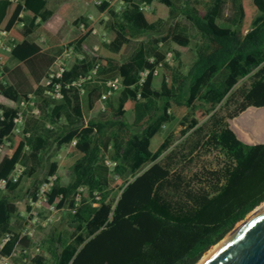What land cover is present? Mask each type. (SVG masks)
Returning <instances> with one entry per match:
<instances>
[{"label": "trees", "instance_id": "1", "mask_svg": "<svg viewBox=\"0 0 264 264\" xmlns=\"http://www.w3.org/2000/svg\"><path fill=\"white\" fill-rule=\"evenodd\" d=\"M84 1L104 13L95 54L84 47L94 29L86 17L57 33L62 18L49 0H0V31L14 38L0 53V240L12 234L2 252L39 245L33 264H197L264 202V143L242 140L230 125L264 106V0H123L120 9ZM82 23L68 43L82 56L70 59L64 97L53 100L45 81L58 54L46 48ZM175 44L192 49L188 67ZM8 53L20 61L13 69ZM89 74L84 93L66 84ZM118 76L121 89L104 100L105 82ZM30 94L40 114L17 133ZM66 147L64 159H50ZM209 153L215 166L200 163ZM22 198L33 234L21 237L11 224ZM53 207L58 217L33 223V210L47 219Z\"/></svg>", "mask_w": 264, "mask_h": 264}, {"label": "built area", "instance_id": "2", "mask_svg": "<svg viewBox=\"0 0 264 264\" xmlns=\"http://www.w3.org/2000/svg\"><path fill=\"white\" fill-rule=\"evenodd\" d=\"M108 2L109 7H117L121 8L124 4L123 0H94V3L96 5H102L103 3ZM145 8H149L147 4H144ZM81 30H86V25L84 23L81 24ZM11 39V42L9 41ZM14 38H10V34L6 31H0V53L4 52H11L13 45H14ZM84 47L89 51L91 54H95L99 50V45H94L93 47H89L88 45H84ZM76 56H82L81 52H79L74 45H69L68 43L65 44L64 50L62 53L58 54L57 59L54 63V68L51 69L48 73V76L45 81V94L48 95L53 100H59L64 97L63 89L64 84L61 82V78H63L65 72L68 69L69 61L72 57ZM173 59V53L170 51L168 53V60L172 61ZM97 72V69L93 71V74ZM150 69H145L142 72V77L145 79L150 74ZM159 68L155 69V74H159ZM93 74H89L84 77H80L78 80H75L74 82L66 83L67 86L75 85L78 86L82 93L85 92L84 84L89 79L93 78ZM3 78V76L0 75V80ZM106 90L103 93L102 98L106 100L110 95L116 93L119 91L122 87V79L121 77H114L111 79H108L105 82ZM40 114V108L38 106L37 101V95L30 94L28 97H24L20 101V109L18 110L17 117H16V132L17 133H24L25 130V124L29 117L39 115ZM29 135V134H27ZM108 164L111 168L114 169L116 166V162L113 160H108ZM24 168L22 166H19L17 169L18 174L16 177L19 176V174L22 172ZM56 179V176H51L49 178L48 182H44L40 188L39 191V198L37 200H32V204L34 207H37L40 205V203L46 199V191H48L51 186L53 185L54 181ZM1 184L5 185V181H1ZM85 190L84 187H81L79 189V192ZM100 196L97 195V198ZM78 200L80 199V193L78 195ZM53 213L47 218V219H41L37 215V211L33 210L32 213L36 216L33 219V223L35 224H42L45 225L49 221H52L55 219V212L57 210L53 207L52 208ZM25 234H33V228L29 229L26 233H23L21 237ZM12 234L6 233L0 240V264H33V257L38 254L41 250L40 246L37 245L33 249H23L21 251H13L10 254H4L2 251L6 245V243L10 240ZM15 256H18L19 259L15 260Z\"/></svg>", "mask_w": 264, "mask_h": 264}, {"label": "rangeland", "instance_id": "3", "mask_svg": "<svg viewBox=\"0 0 264 264\" xmlns=\"http://www.w3.org/2000/svg\"><path fill=\"white\" fill-rule=\"evenodd\" d=\"M230 5H231V2H230ZM50 6L51 7H53V8H55V9H58V10H61V12L63 13V14H59V15H61V16H64V18H65V21L66 20H69V21H73V18L74 17H78V16H80V15H85V14H87V13H89V12H91V13H93V15H94V19L95 18H98V20L96 21L97 23H96V26H98V30H97V32L96 33H94V32H92V34L89 36V39H88V41L86 42V44L89 46V47H93L94 45H98L100 42H101V38H102V35H101V33H100V30L102 29V25H101V20H102V18L104 17V16H101V14H100V12H98L97 10H96V7L94 6V4L93 3H88V2H85L84 0H50ZM229 8H231V6H229ZM62 21V20H61ZM60 21V22H61ZM62 26L63 27H65L66 26V23L64 22V21H62ZM76 29H78L77 27H76ZM68 32V31H67ZM67 32H66V34H67ZM75 33V32H74ZM38 36H41L42 34H37ZM72 35H73V33H70V36L72 37ZM71 37H69V38H71ZM93 37V38H92ZM68 39V38H67ZM138 42L136 41V40H134L133 42H132V46H134V45H136ZM64 46H65V44L63 45V47L61 48V50H60V52L59 53H57V54H60V53H62V51L64 50ZM174 48L176 49V50H178V51H180L181 52V54H182V59H183V62H184V64H185V66L186 67H188L190 64H191V62H192V59H193V51H192V49H190V48H184V47H181V46H179V45H174ZM133 48L132 47H130V49H129V51L130 50H132ZM9 55H10V53H8ZM16 59L15 58H11L10 59V62H9V64L10 65H13V62L15 61ZM157 82H159L160 81V77H158L157 78V80H156ZM84 103H85V111L87 112V113H89V111H88V108H87V106H86V100H84ZM251 107H254V106H251ZM251 107H249V108H251ZM248 108V109H249ZM247 109V110H248ZM245 112V111H244ZM243 112V113H244ZM242 113V114H243ZM241 114V115H242ZM240 115V116H241ZM240 116H238V117H240ZM237 117V118H238ZM237 118H235V119H237ZM235 119H232L231 120V122H230V125H231V127L234 129V131L237 133V131H236V129H235V127H234V123H233V121L235 120ZM180 129H182V126L181 125H177L176 127H175V130L177 131V132H179V130ZM165 133H166V130L165 129H163V130H161L160 131V133L158 134V135H156L155 137H154V139H153V142H152V148L153 149H156L157 147H158V145L160 144V142L164 139V136H165ZM237 135L239 136V134L237 133ZM240 137V136H239ZM241 138V137H240ZM251 143H257V142H251ZM67 151H68V147H66V148H63L62 150H60L57 154H55V152H56V149L54 148L53 149V152H52V156H51V158L50 159H59V160H62L64 157H65V155L67 154ZM200 158V163H205V164H207V165H209V166H215L216 165V163H217V160H218V157L216 156V154L215 153H209V154H205V155H203V156H200L199 157ZM49 159V160H50ZM44 175V174H43ZM43 175H41L40 176V178H38V181H41L42 179H43ZM32 184V182H30V181H28L27 182V185H31ZM4 189V184H1L0 183V190L2 191ZM20 206L25 210V202L24 201H22L21 203H20ZM58 215H59V212H55V218L56 217H58ZM248 217V216H247ZM20 222V223H19ZM19 223V224H18ZM17 225H14L13 224V228H15L16 230L18 229V230H21V229H24L26 226L28 227V222H27V224L25 225V224H23V220H18L17 221V223H16ZM240 224V223H239ZM238 224V225H239ZM237 225V226H238ZM236 226V227H237ZM215 247V246H214ZM213 247V248H214ZM199 263V262H198Z\"/></svg>", "mask_w": 264, "mask_h": 264}, {"label": "water", "instance_id": "4", "mask_svg": "<svg viewBox=\"0 0 264 264\" xmlns=\"http://www.w3.org/2000/svg\"><path fill=\"white\" fill-rule=\"evenodd\" d=\"M201 264H264V209Z\"/></svg>", "mask_w": 264, "mask_h": 264}, {"label": "bare ground", "instance_id": "5", "mask_svg": "<svg viewBox=\"0 0 264 264\" xmlns=\"http://www.w3.org/2000/svg\"><path fill=\"white\" fill-rule=\"evenodd\" d=\"M234 127L239 136L245 141L263 142L264 141V107H251L246 110L240 117L233 121ZM264 209V202L256 208L245 220H243L237 227H235L226 238L212 248L204 258L198 263L201 264L205 259L209 258L228 238L240 230L247 222Z\"/></svg>", "mask_w": 264, "mask_h": 264}, {"label": "crops", "instance_id": "6", "mask_svg": "<svg viewBox=\"0 0 264 264\" xmlns=\"http://www.w3.org/2000/svg\"><path fill=\"white\" fill-rule=\"evenodd\" d=\"M85 2H87V1H85ZM89 3V2H88ZM49 7L51 8V9H53L54 11H55V13L57 14V15H59V14H63L62 12H61V10H58V9H55V8H53V7H51L50 6V0H49ZM96 10H97V8H96ZM98 11V10H97ZM102 13V14H101ZM100 14H101V16H104V13L103 12H100ZM59 16H61V15H59ZM79 17H86L89 21H90V25L94 28L93 29V32L94 33H96L97 32V30H98V26H96V21L98 20V18H95L94 19V15H93V13H91V12H89V13H87V14H85V15H80V16H78V17H74L73 18V21H69V20H66L65 21V18H64V16H61V18H62V21H64L65 23L67 22L68 24L69 23H73L77 18H79ZM62 21L60 22V23H58V25H56V32L57 33H59V32H62V30H64V27L62 26ZM66 23V24H67ZM44 24V23H43ZM101 25H102V29L100 30V33H101V35H102V38H101V42L103 41V40H105V38H106V33H105V31H104V28H103V24H102V22H101ZM78 29H77V31H79V33L77 34L76 33V31H73L72 30V28H70L69 30H68V32H67V34H66V32L64 33V36H63V39H62V42L61 43H58V44H53V43H51V44H49L48 45V47L46 48V50L48 51V52H50V53H52V54H57V53H59L60 52V50H61V48L63 47V45L64 44H67V43H69L70 41H73L74 39H76V38H78L79 36H80V34H82V31H81V29H80V27H77ZM75 32V33H74ZM70 33H73V35H72V37L70 36ZM39 34H42L40 37H42L43 39H45V34H43V33H39ZM92 34V33H91ZM90 34V35H91ZM37 35V34H36ZM38 36V35H37ZM69 37H71V38H69ZM68 38V39H67ZM93 38V37H92ZM88 39H89V37H88ZM88 39H87V41H88ZM101 42L98 44V45H100L101 44ZM8 55V60H7V64H8V66L11 68V69H13V68H15V67H17L19 64H20V61L18 60V59H16L14 56H12L11 54L9 55V54H7ZM11 58H15L16 60L13 62V65H10L9 64V62H10V59ZM68 152V151H67ZM67 155V154H66ZM66 155H65V157H66ZM64 157V158H65ZM63 158V159H64ZM3 193V190L1 191L0 190V195ZM22 201H24L25 202V205H26V200H24V198H22L19 202H18V204H19V207H20V213L18 214V215H15L14 217H13V220H12V227H14L13 226V224L14 225H17L16 223H17V221L18 220H23V224H27V222H28V227L26 226L24 229H21V230H16L15 228H13V230L14 231H16V232H18V233H20V235H22L27 229H31V226H32V224L30 223V220H29V218H28V212H27V205L25 206V210L20 206V203L22 202ZM20 223V222H19ZM18 223V224H19Z\"/></svg>", "mask_w": 264, "mask_h": 264}]
</instances>
